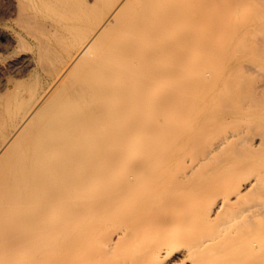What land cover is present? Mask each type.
Returning <instances> with one entry per match:
<instances>
[{
  "label": "bare ground",
  "instance_id": "obj_1",
  "mask_svg": "<svg viewBox=\"0 0 264 264\" xmlns=\"http://www.w3.org/2000/svg\"><path fill=\"white\" fill-rule=\"evenodd\" d=\"M0 4V264H264V0Z\"/></svg>",
  "mask_w": 264,
  "mask_h": 264
},
{
  "label": "rangeland",
  "instance_id": "obj_2",
  "mask_svg": "<svg viewBox=\"0 0 264 264\" xmlns=\"http://www.w3.org/2000/svg\"><path fill=\"white\" fill-rule=\"evenodd\" d=\"M2 7V5L0 4V10L2 9L1 8ZM2 42H4V41H2ZM0 53H3V49H2V44L0 43ZM11 73L12 74H14V75H21L23 72H16V71H14V72H12V70H11ZM80 264H87V262L85 261L84 263H80Z\"/></svg>",
  "mask_w": 264,
  "mask_h": 264
}]
</instances>
